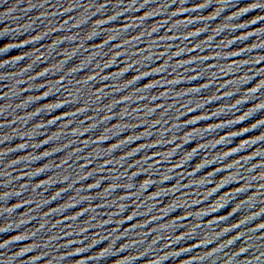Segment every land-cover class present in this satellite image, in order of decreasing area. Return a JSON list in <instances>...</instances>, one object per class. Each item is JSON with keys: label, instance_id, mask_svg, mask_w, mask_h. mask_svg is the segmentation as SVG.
<instances>
[{"label": "water", "instance_id": "1", "mask_svg": "<svg viewBox=\"0 0 264 264\" xmlns=\"http://www.w3.org/2000/svg\"><path fill=\"white\" fill-rule=\"evenodd\" d=\"M0 264H264V0H0Z\"/></svg>", "mask_w": 264, "mask_h": 264}]
</instances>
